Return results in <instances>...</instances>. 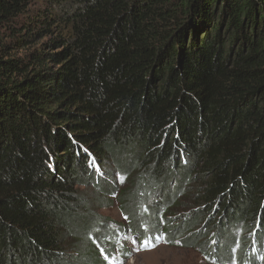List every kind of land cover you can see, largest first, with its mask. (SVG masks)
Instances as JSON below:
<instances>
[{
  "label": "trees",
  "instance_id": "16d2710c",
  "mask_svg": "<svg viewBox=\"0 0 264 264\" xmlns=\"http://www.w3.org/2000/svg\"><path fill=\"white\" fill-rule=\"evenodd\" d=\"M177 241L264 264V0H0V264Z\"/></svg>",
  "mask_w": 264,
  "mask_h": 264
},
{
  "label": "rangeland",
  "instance_id": "374dc122",
  "mask_svg": "<svg viewBox=\"0 0 264 264\" xmlns=\"http://www.w3.org/2000/svg\"><path fill=\"white\" fill-rule=\"evenodd\" d=\"M113 228L123 227L124 221L118 204L113 199L111 206L98 211ZM120 264H214L206 260L198 250L185 247L175 242L172 245L162 244L155 249L147 251H134L126 260Z\"/></svg>",
  "mask_w": 264,
  "mask_h": 264
},
{
  "label": "snow or ice",
  "instance_id": "6c2138e0",
  "mask_svg": "<svg viewBox=\"0 0 264 264\" xmlns=\"http://www.w3.org/2000/svg\"><path fill=\"white\" fill-rule=\"evenodd\" d=\"M135 243H136V241L133 240V244H135ZM177 243L179 244L180 242L177 241ZM148 246H154V245H152L151 241L145 240V241H142V242H141L140 248H138V249H136V250H144V249H146Z\"/></svg>",
  "mask_w": 264,
  "mask_h": 264
},
{
  "label": "water",
  "instance_id": "95a60500",
  "mask_svg": "<svg viewBox=\"0 0 264 264\" xmlns=\"http://www.w3.org/2000/svg\"><path fill=\"white\" fill-rule=\"evenodd\" d=\"M190 15H191V12H190ZM190 15H189V17H190Z\"/></svg>",
  "mask_w": 264,
  "mask_h": 264
}]
</instances>
